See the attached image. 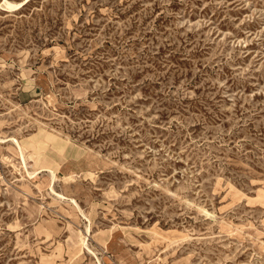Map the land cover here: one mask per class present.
<instances>
[{"label":"rangeland","instance_id":"obj_1","mask_svg":"<svg viewBox=\"0 0 264 264\" xmlns=\"http://www.w3.org/2000/svg\"><path fill=\"white\" fill-rule=\"evenodd\" d=\"M9 1L0 264H264V0Z\"/></svg>","mask_w":264,"mask_h":264},{"label":"bare ground","instance_id":"obj_2","mask_svg":"<svg viewBox=\"0 0 264 264\" xmlns=\"http://www.w3.org/2000/svg\"><path fill=\"white\" fill-rule=\"evenodd\" d=\"M2 6H4L7 10H9V11H15L16 9H19L20 7H21V3H19V4H14V3H12V2H10L9 0H3V3H2ZM14 140V139H13ZM15 141V144H16V146H17V148H18V151H19V153H20V157H21V159H22V161H23V163L24 164H26V156H25V152H24V149H23V146L21 145V143H19L17 140H14ZM47 171H49V173H50V178H51V181H52V185H51V192H54L58 197H60V198H64V195L63 194H61V193H58V192H56L55 191V188H54V186H53V183H55V181H56V179H57V177H56V172L54 171V170H52V169H48ZM34 175H35V172H33V173H31V172H28V176H29V178H32V177H34ZM48 175V174H47ZM67 199V198H66ZM72 201V203H74V205L77 207V208H79L80 209V206H79V204H78V202H77V200L76 199H72L71 200ZM90 233V228L89 227H87L86 228V235L84 236V239H83V246L90 252V253H92V254H94V252L90 249V247H89V245H88V240H89V238H88V234ZM98 262H99V264H101V262H100V260L98 259Z\"/></svg>","mask_w":264,"mask_h":264}]
</instances>
